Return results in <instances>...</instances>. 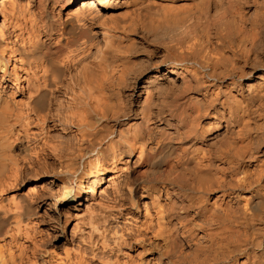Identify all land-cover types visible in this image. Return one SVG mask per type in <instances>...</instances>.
Segmentation results:
<instances>
[{
	"label": "bare ground",
	"instance_id": "bare-ground-1",
	"mask_svg": "<svg viewBox=\"0 0 264 264\" xmlns=\"http://www.w3.org/2000/svg\"><path fill=\"white\" fill-rule=\"evenodd\" d=\"M0 264H264V0H0Z\"/></svg>",
	"mask_w": 264,
	"mask_h": 264
},
{
	"label": "rangeland",
	"instance_id": "rangeland-1",
	"mask_svg": "<svg viewBox=\"0 0 264 264\" xmlns=\"http://www.w3.org/2000/svg\"><path fill=\"white\" fill-rule=\"evenodd\" d=\"M28 187L29 186H25L24 189L28 190ZM45 218L46 220L42 224V228L45 227L48 229L51 236L48 237L50 241L46 242V244L48 243L47 245L44 242V245L47 246L45 248L49 251L51 250L50 248H52L51 252L56 254L55 256L57 259L63 258V260H67L70 256L71 258H75V246H77L79 239L77 238V233L73 230L75 223L72 222L69 226L64 227L57 219L52 221L49 216H45ZM66 247L69 248L66 249ZM66 250H68L69 253Z\"/></svg>",
	"mask_w": 264,
	"mask_h": 264
}]
</instances>
